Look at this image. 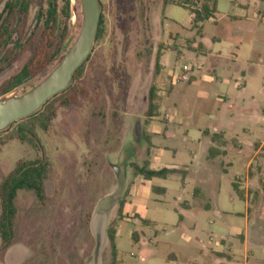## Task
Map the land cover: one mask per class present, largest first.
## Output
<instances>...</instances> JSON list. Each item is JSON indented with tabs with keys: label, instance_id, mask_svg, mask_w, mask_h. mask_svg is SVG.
I'll return each instance as SVG.
<instances>
[{
	"label": "rangeland",
	"instance_id": "374dc122",
	"mask_svg": "<svg viewBox=\"0 0 264 264\" xmlns=\"http://www.w3.org/2000/svg\"><path fill=\"white\" fill-rule=\"evenodd\" d=\"M168 1L177 3L181 0H98L102 22L100 35L88 61L70 85L81 88L86 94L77 96L78 100L67 107H60L59 99L55 100L54 117L46 130L37 126L34 130L36 139L31 144L18 141L17 125L0 133V181L20 160L44 156L49 163L44 200L39 201L29 191L17 195L13 245L6 250L0 264H19L20 261L22 264H91L95 241L90 223L99 213L106 215V223H116L117 249L131 255L132 264H211L204 255L212 257L210 251L214 246L208 243L215 240V234L209 235L206 223L199 230L203 243L192 241L188 249H181L170 241V234L176 228L181 176L171 174L166 180L155 178L140 183L133 173L134 166L144 165L146 158L154 160L155 155L148 147L150 127H146L145 122L150 86L155 87L160 97L159 113H168L173 121L180 90L187 87V82H174L171 84L173 94L166 96L172 76L180 77L184 65L195 67L194 56L187 50L193 45L190 39L194 38L196 43L201 42L209 50H218L222 57L229 58L224 39L227 20L221 19L226 0H218L217 23L207 21L202 24L201 40L195 30H187L190 11L165 4ZM5 2L0 0V13ZM46 2L29 0L27 13L19 21L12 43L0 54V86L19 72L32 55L42 26L37 14H43ZM250 6L248 19L241 23L250 32L242 34L239 54L241 59L256 65L258 54L264 62V0H250ZM57 8L61 34L58 32L49 49V64L43 72L4 96H20L41 82L65 53L54 57L55 52L68 42L69 49L75 41L82 21L80 1L69 0L66 12L64 0H57ZM212 36L219 37L220 42H210ZM17 40L23 46L22 50L14 46ZM252 44L258 47L255 51ZM178 52L182 55L178 56ZM163 53L165 70L159 64L156 71L157 56ZM262 74L258 71V80L262 79ZM261 82L248 97L256 98L259 116L263 117L264 93L258 92L259 86H264ZM190 85L191 100L196 101V89L204 86L199 82ZM204 122L205 119L201 120L200 126ZM154 126L163 127L164 124L156 120ZM234 128L235 131L245 128L250 132L255 129L249 121L237 123ZM256 138L263 141V146L250 168L254 185H249L248 190L254 205H258L264 196V176L260 180L254 179L264 167V133ZM151 144L163 151L162 147L169 143L153 138ZM163 156H160L161 163L171 161L170 153ZM152 187L164 188L167 192L154 193ZM191 189L189 183L187 200ZM121 203L125 205L123 214L128 216L127 222L117 215ZM142 219L151 221L154 226L142 228ZM237 224L243 229V223ZM132 229L140 235L138 243L131 241L129 233ZM220 229L222 234L229 231L224 227ZM106 246L100 254L99 264H109L111 260L108 243ZM3 250L0 240V256ZM248 251L255 253L249 264H264V247L250 246ZM171 254L176 258L174 261L170 259Z\"/></svg>",
	"mask_w": 264,
	"mask_h": 264
},
{
	"label": "crops",
	"instance_id": "0c3cea01",
	"mask_svg": "<svg viewBox=\"0 0 264 264\" xmlns=\"http://www.w3.org/2000/svg\"><path fill=\"white\" fill-rule=\"evenodd\" d=\"M214 2L215 13L208 21L217 23L218 0ZM250 8V0H226L221 19L227 20L224 25V39L228 46L229 58L222 57L218 50H209L201 42L196 43L194 38L190 39L193 45L187 50L191 56H194L195 68L187 82V87H182L180 90L176 118L174 117L172 121L168 113L161 115L159 107L157 116L146 122V127H150L147 135L148 147L155 154L152 161L146 158L145 164L148 169L154 171L166 169L173 171L172 174L181 176V187L177 198L176 228L170 234V241L174 242L176 248L181 249H188L192 241L203 243L199 238V230L206 223L209 235L215 234V240H209L208 243L214 246V250L210 251L212 257L204 255L211 264H249L255 253L249 252L248 247L254 246L257 249L264 247V196L259 204L257 203L258 205H254L251 203L254 201H251L248 190L249 185H254L250 168L256 162L263 146V141L256 137L264 133V116H259L256 98L248 97V93L257 90L256 87L262 83L261 80L264 82V74H262L264 62L258 54L259 60L256 65H253L250 60L241 59L239 54L242 48V34L250 32L246 27L241 26V23L248 19ZM191 23L190 13L188 31H191ZM237 24L238 27L235 28ZM201 27L203 29L202 25ZM251 33L254 34V31ZM197 37L200 40L203 38L202 30ZM210 42L218 43L220 38L212 36ZM251 48L255 51L258 47L252 44ZM163 55L164 53L160 55L159 64L165 70V62H162ZM180 55L182 53L178 52V56ZM258 71L262 74L261 80L257 78ZM196 82L203 84L204 88L196 89V101H193L190 84ZM168 92L166 98L173 94V87L170 84ZM258 92L263 94L264 86H259ZM246 95L249 99L245 98ZM204 119L205 122L200 126L201 120ZM156 120H161L164 126H154ZM246 121L254 124L253 132L245 128L235 131V124ZM213 135L214 141L211 140ZM153 138L162 139L169 144L163 146V151H160L157 146L151 144ZM166 153H170L171 161L163 164L160 156L165 157L163 155ZM146 157H148L147 154ZM263 169L261 168L259 177L254 179L260 180L264 176ZM135 177V180H140V183L147 181L141 176ZM168 177L169 175L163 180ZM189 183L192 184V189L188 193L190 199L187 200L186 187ZM152 188L163 189V191H153ZM152 188L154 193L166 194L167 192L164 188ZM124 206L123 204L121 220L127 222L129 218L123 214ZM140 223L142 228L154 226V223L147 219H142ZM216 223L219 225L216 226ZM237 223H243V229ZM108 227L115 233L114 242L118 263L132 264L131 255L123 254L117 249L116 223H106L102 251L107 247L106 243L110 249L106 236ZM220 227L229 230L227 234H222ZM133 233L137 236L136 242L132 240ZM129 234L133 243L139 242L140 235L137 230L132 229ZM149 242L152 243V239H149ZM201 247L203 248L204 245L201 244ZM201 252L199 251L200 254ZM170 259L174 261L176 258L171 254ZM22 263L23 261H20L19 264Z\"/></svg>",
	"mask_w": 264,
	"mask_h": 264
},
{
	"label": "trees",
	"instance_id": "16d2710c",
	"mask_svg": "<svg viewBox=\"0 0 264 264\" xmlns=\"http://www.w3.org/2000/svg\"><path fill=\"white\" fill-rule=\"evenodd\" d=\"M165 4H171L189 10L192 15L191 29L196 31L197 36L201 34V25L213 18V14L215 13L214 0H181L177 3L168 1ZM64 5L65 11L68 12L69 0H64ZM187 5H193L194 8H188ZM28 7L29 0H6L4 8L0 13V54L10 43H12V38L14 33L17 31L16 28L19 24V21L23 16L26 15ZM57 14V0H47L46 9L44 10L43 14H37V19L39 21L41 20L42 26L41 33L33 53L19 72L1 84L0 97L9 94L13 90L24 85L30 79L43 72V70L47 67L50 60L48 55L49 49L55 43L56 37H58V32L59 35L61 34L59 29L60 21ZM101 24L102 22L100 20L95 41H97L99 38ZM68 43L63 45L61 49L55 52L54 57L64 53L68 47ZM14 46L19 50H22L23 47L18 40L14 41ZM159 58L160 56H157L155 63L156 71L159 69ZM88 59L89 56L86 61H88ZM82 66L74 73L73 80L81 72ZM83 94H86V92H84V90L81 88L70 86L63 92L48 100L44 104L43 108H41L37 113L20 121L11 123L6 130L0 133H3L10 127L17 125L16 137L18 141L31 144L32 142H35L36 136L34 134V130L37 128V126L43 130H46L47 124H49L50 120L54 117L56 107L53 105V103L55 100L59 99L58 104H60V107H67L72 101L76 102L78 100L77 96H81ZM158 108L159 97L157 90L154 86H150L147 94L145 122H147L148 119L157 116ZM44 110H47V112ZM214 139L215 136L213 135L211 140L214 141ZM48 170L49 163L44 156H41L35 157L32 160L18 161L13 170L2 177L0 181V240L3 244L4 250L0 256V263L3 262V256L6 250L13 245V227L17 214L15 200L18 193L22 191H29L32 192L39 201H43L45 198L44 182L47 178ZM133 173L135 176H141L144 180L150 181L154 178H166L168 175L172 174L173 171H168L166 169H161L158 171L149 170L147 165L144 164L140 167L134 166ZM152 190L163 191V189L158 188H152ZM122 207L123 203H121L118 208L117 215L119 217H121ZM106 236L109 242L111 253V260L109 264H119L116 257L114 230L108 227L106 230ZM132 240L133 242L137 241V236L135 233L132 235Z\"/></svg>",
	"mask_w": 264,
	"mask_h": 264
},
{
	"label": "water",
	"instance_id": "95a60500",
	"mask_svg": "<svg viewBox=\"0 0 264 264\" xmlns=\"http://www.w3.org/2000/svg\"><path fill=\"white\" fill-rule=\"evenodd\" d=\"M82 16L81 27L75 41L64 53L61 61L37 85L20 96L0 98V132L11 123L37 113L44 104L66 90L72 83L74 73L90 55L100 23L101 9L98 0H79ZM137 130V127H136ZM106 215L95 214L90 229L95 241L91 264H99L105 242Z\"/></svg>",
	"mask_w": 264,
	"mask_h": 264
},
{
	"label": "built area",
	"instance_id": "2783aa9c",
	"mask_svg": "<svg viewBox=\"0 0 264 264\" xmlns=\"http://www.w3.org/2000/svg\"><path fill=\"white\" fill-rule=\"evenodd\" d=\"M188 8H194L193 5H187ZM195 67H188L186 65H184L182 67V75L179 77V76H172V79H171V82H170V85L173 84L174 82H178V81H184V82H188L190 80V77H191V73L193 72ZM198 69V67H197Z\"/></svg>",
	"mask_w": 264,
	"mask_h": 264
}]
</instances>
